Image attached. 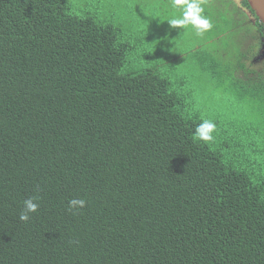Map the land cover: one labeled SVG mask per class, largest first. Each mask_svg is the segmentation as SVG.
I'll return each instance as SVG.
<instances>
[{
    "label": "trees",
    "instance_id": "16d2710c",
    "mask_svg": "<svg viewBox=\"0 0 264 264\" xmlns=\"http://www.w3.org/2000/svg\"><path fill=\"white\" fill-rule=\"evenodd\" d=\"M99 1L78 15L68 0H0V264H264V170L218 119L212 142L194 138V85ZM209 3L223 46L193 56L264 102V69L246 65L264 25ZM73 198L87 202L76 215Z\"/></svg>",
    "mask_w": 264,
    "mask_h": 264
},
{
    "label": "rangeland",
    "instance_id": "374dc122",
    "mask_svg": "<svg viewBox=\"0 0 264 264\" xmlns=\"http://www.w3.org/2000/svg\"><path fill=\"white\" fill-rule=\"evenodd\" d=\"M68 1L73 12L79 15L83 11V4L87 3L92 7V2L99 0ZM101 1L99 2L104 11L114 8V23L119 24L126 35L140 39L143 44H163L168 49L170 59L164 67L170 79L176 81L183 77L185 84H193V101L200 115L212 121L218 119L221 124H225L228 139H238V145L234 149L239 152L240 157L246 156L264 170V102L251 100L246 96L248 92L229 84L230 75L225 70L217 74L219 77H209L202 71L203 62L192 54L204 48L211 49L214 37L209 38V33L197 37L192 30L170 29L168 22L164 20L170 14L167 7L169 0ZM209 4V0L203 1L204 10ZM214 44L218 49L223 46L220 42ZM246 65L255 69L250 60ZM183 88L187 89L185 86Z\"/></svg>",
    "mask_w": 264,
    "mask_h": 264
},
{
    "label": "clouds",
    "instance_id": "9594fccd",
    "mask_svg": "<svg viewBox=\"0 0 264 264\" xmlns=\"http://www.w3.org/2000/svg\"><path fill=\"white\" fill-rule=\"evenodd\" d=\"M167 7L170 9V14L164 17V20L168 22L170 29L192 30L197 37H203L213 28L211 19L204 14L203 0H169ZM216 128L217 125L212 120L202 119L195 126L193 136L199 141L210 143L214 140L213 133ZM38 201V196H31L23 201L19 214L20 221L28 222L31 219V214L39 209ZM86 203L83 199H70L67 210L76 215Z\"/></svg>",
    "mask_w": 264,
    "mask_h": 264
},
{
    "label": "flooded vegetation",
    "instance_id": "af4514ba",
    "mask_svg": "<svg viewBox=\"0 0 264 264\" xmlns=\"http://www.w3.org/2000/svg\"><path fill=\"white\" fill-rule=\"evenodd\" d=\"M210 1H212L213 3L218 2V5L220 6L219 9L221 12H225L226 14L230 13L233 15L235 14L238 15L242 24L254 23V16L252 17V14L250 12L252 10L251 9L247 10L246 7L243 5L245 0H210ZM227 2L231 3V6H234L236 10L232 11L231 10L232 7L226 5ZM250 62L253 64V66L258 67L256 69L257 71L264 69V41L263 44L260 46V48L256 49L255 54L252 57H250Z\"/></svg>",
    "mask_w": 264,
    "mask_h": 264
},
{
    "label": "water",
    "instance_id": "95a60500",
    "mask_svg": "<svg viewBox=\"0 0 264 264\" xmlns=\"http://www.w3.org/2000/svg\"><path fill=\"white\" fill-rule=\"evenodd\" d=\"M257 20L264 25V0H246Z\"/></svg>",
    "mask_w": 264,
    "mask_h": 264
}]
</instances>
